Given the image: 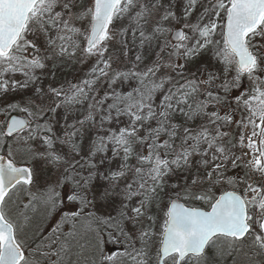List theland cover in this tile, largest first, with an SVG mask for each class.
I'll return each mask as SVG.
<instances>
[{"label":"snow or ice","instance_id":"1","mask_svg":"<svg viewBox=\"0 0 264 264\" xmlns=\"http://www.w3.org/2000/svg\"><path fill=\"white\" fill-rule=\"evenodd\" d=\"M66 203L45 235L35 214ZM212 247L264 257V0H0V264H209Z\"/></svg>","mask_w":264,"mask_h":264},{"label":"rangeland","instance_id":"2","mask_svg":"<svg viewBox=\"0 0 264 264\" xmlns=\"http://www.w3.org/2000/svg\"><path fill=\"white\" fill-rule=\"evenodd\" d=\"M89 66L90 65H76L75 67H72V66L66 67V68L63 69V72H62L60 78L63 79L65 77H67L70 80L73 79L74 76L77 77L78 79L82 78L83 74L85 72H87ZM215 69H216V65L213 63L212 68L210 70H215ZM16 78L17 79H22V77L19 76V75H17ZM49 79H50V77H49ZM45 83H47V81H45ZM132 86H135V84H133V82H132L131 85H126L124 87V89H122V90H130V87H132ZM101 94H103V93L101 92ZM22 98H26V94L17 93L16 96L14 97V99L16 101H19ZM8 99L11 100L12 98L9 97ZM55 119L59 120L60 124H63V112L61 111L60 114L55 117ZM69 119L71 120V117ZM56 127H57V130H59L60 125H57ZM182 179H183L182 176H173L171 178V180H170V183H179V182L182 181ZM55 180H56V173L54 171H52V172L45 171V173L43 174V176L41 178L40 183L43 184L45 181H55ZM69 187H70V185H69ZM61 191H62V195H63V189ZM73 210H79L78 206L76 208H72L71 205H68L67 203L63 204L60 207H58L50 216H48L47 219H42V215L38 211L35 214V224H42L43 231L45 232L44 234L47 235L51 231V229L53 227H55V225L60 221V218H61V216L63 215L64 212L73 211ZM93 210L97 211V214H100V215L107 214L108 212H110L109 211L110 209L106 208V207L105 208H100L98 210H96V209H93ZM160 222H162V221H160ZM65 227L66 226L64 225V228ZM137 246H139V245L137 244ZM109 250L110 251H115L116 249H109ZM260 258H261V256L257 255V259H260Z\"/></svg>","mask_w":264,"mask_h":264},{"label":"trees","instance_id":"3","mask_svg":"<svg viewBox=\"0 0 264 264\" xmlns=\"http://www.w3.org/2000/svg\"><path fill=\"white\" fill-rule=\"evenodd\" d=\"M134 84V82H133ZM110 209V208H109ZM110 209L109 211H111ZM66 227L64 228L65 231L68 230L70 225H65ZM69 226V227H68ZM45 233V232H44ZM105 252H109V249H116L119 247V245H113L112 243L107 241V236L105 235ZM77 250H74V252ZM252 255V254H250ZM252 258L255 260L256 264H264V257H261L260 259H257V255H252ZM72 259H75V255H73ZM218 257L216 256V249L214 247L208 249V254H207V260L209 264H216ZM227 264H231V259L228 260Z\"/></svg>","mask_w":264,"mask_h":264}]
</instances>
